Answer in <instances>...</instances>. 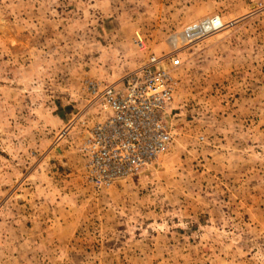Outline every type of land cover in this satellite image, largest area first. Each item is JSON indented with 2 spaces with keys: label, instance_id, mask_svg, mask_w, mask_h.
Instances as JSON below:
<instances>
[{
  "label": "rangeland",
  "instance_id": "rangeland-1",
  "mask_svg": "<svg viewBox=\"0 0 264 264\" xmlns=\"http://www.w3.org/2000/svg\"><path fill=\"white\" fill-rule=\"evenodd\" d=\"M150 54L183 62L175 142L98 190L89 86ZM0 264H264V0H0Z\"/></svg>",
  "mask_w": 264,
  "mask_h": 264
},
{
  "label": "built area",
  "instance_id": "built-area-1",
  "mask_svg": "<svg viewBox=\"0 0 264 264\" xmlns=\"http://www.w3.org/2000/svg\"><path fill=\"white\" fill-rule=\"evenodd\" d=\"M227 27V22L216 15L189 24L180 39L184 45H193ZM168 41L176 46L174 35ZM136 44L147 50L140 34ZM172 56L150 54L119 81L90 84L89 104L96 109L98 120L87 129L81 151L87 179L96 189H107L138 174L173 146L172 119L178 86L173 73L183 62L177 55Z\"/></svg>",
  "mask_w": 264,
  "mask_h": 264
},
{
  "label": "crops",
  "instance_id": "crops-1",
  "mask_svg": "<svg viewBox=\"0 0 264 264\" xmlns=\"http://www.w3.org/2000/svg\"><path fill=\"white\" fill-rule=\"evenodd\" d=\"M208 15H209V14L206 13V14H204V15H203V14H202V15H201V14H198V15L196 14L195 16H196V19H198V18H202V16H203V17H206V16H208ZM195 16H193V18H194ZM187 19L189 20L190 17L188 16ZM183 20H184V19H183ZM192 20H193V19H192ZM137 32H139V34L141 33L140 31H137ZM163 34H165V33H163ZM140 35H141V34H140ZM141 36H142V35H141ZM159 36H160V35L155 36V37L160 38ZM142 37H143V39L145 40V36L143 35ZM134 44H135V43H134Z\"/></svg>",
  "mask_w": 264,
  "mask_h": 264
}]
</instances>
